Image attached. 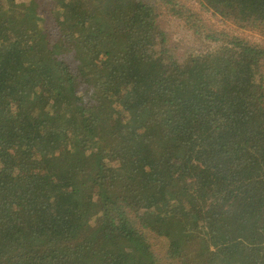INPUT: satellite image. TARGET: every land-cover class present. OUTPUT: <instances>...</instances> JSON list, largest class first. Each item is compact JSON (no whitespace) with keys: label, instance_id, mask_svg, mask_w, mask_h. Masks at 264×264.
Returning <instances> with one entry per match:
<instances>
[{"label":"trees","instance_id":"trees-1","mask_svg":"<svg viewBox=\"0 0 264 264\" xmlns=\"http://www.w3.org/2000/svg\"><path fill=\"white\" fill-rule=\"evenodd\" d=\"M157 10L0 0V264H264V47L173 55Z\"/></svg>","mask_w":264,"mask_h":264},{"label":"rangeland","instance_id":"rangeland-1","mask_svg":"<svg viewBox=\"0 0 264 264\" xmlns=\"http://www.w3.org/2000/svg\"><path fill=\"white\" fill-rule=\"evenodd\" d=\"M146 1L156 3L157 11H160L158 23L165 32L166 45L173 55L185 56L188 52H203L212 48L216 41L206 38L208 33H216L223 40L237 37L264 47V30L261 27L252 23L241 26L232 20L222 19L200 0H170L169 4L166 0ZM161 242L160 239L154 242L157 251H161Z\"/></svg>","mask_w":264,"mask_h":264}]
</instances>
